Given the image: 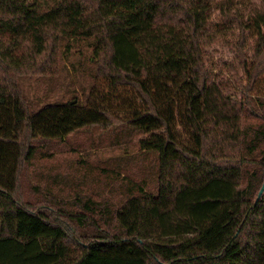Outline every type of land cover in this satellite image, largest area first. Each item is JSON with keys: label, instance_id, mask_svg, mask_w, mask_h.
Listing matches in <instances>:
<instances>
[{"label": "trees", "instance_id": "trees-1", "mask_svg": "<svg viewBox=\"0 0 264 264\" xmlns=\"http://www.w3.org/2000/svg\"><path fill=\"white\" fill-rule=\"evenodd\" d=\"M251 6L0 0V264H264V0ZM219 41L238 51L240 88L209 77ZM80 51L94 81L84 100L29 104L20 81L53 76ZM113 117L155 157L152 187L128 179L117 204L17 197L33 141Z\"/></svg>", "mask_w": 264, "mask_h": 264}, {"label": "rangeland", "instance_id": "rangeland-1", "mask_svg": "<svg viewBox=\"0 0 264 264\" xmlns=\"http://www.w3.org/2000/svg\"><path fill=\"white\" fill-rule=\"evenodd\" d=\"M260 2L236 0L239 7L247 12L252 4L259 5ZM248 34L252 36V33ZM253 40L249 39L248 43L251 44ZM82 51L87 53L85 48ZM208 54L207 67L212 81H222L233 88H240L239 79L242 85L245 84L240 67L237 78L231 71L233 65L239 66L237 49L219 41L208 49ZM64 61L65 65L61 63L53 76L20 81L29 104L39 106L52 101L72 102L84 100L89 94L94 81L91 65L85 55H81L80 51ZM98 86L103 93L108 94L106 84L99 81ZM262 86L264 90V78ZM112 120L109 125L82 128L63 142L33 141L36 156L31 162L22 163L19 169L17 197L43 206H51L47 202L53 199L73 202L77 196L101 201L110 199L117 204L125 195L124 186L128 179L135 182L147 180L152 187L157 162L153 155L140 152L138 141L142 134L131 129L120 118L113 117ZM12 165L11 158L2 162L3 171L10 170Z\"/></svg>", "mask_w": 264, "mask_h": 264}, {"label": "water", "instance_id": "water-1", "mask_svg": "<svg viewBox=\"0 0 264 264\" xmlns=\"http://www.w3.org/2000/svg\"><path fill=\"white\" fill-rule=\"evenodd\" d=\"M263 192H264V184H263V186H262V188H261V190H260V192L258 194L257 200L262 196Z\"/></svg>", "mask_w": 264, "mask_h": 264}]
</instances>
